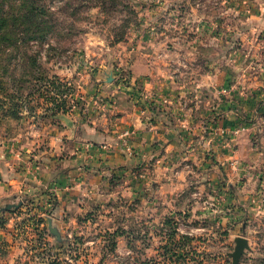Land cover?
Here are the masks:
<instances>
[{"label":"crops","instance_id":"1","mask_svg":"<svg viewBox=\"0 0 264 264\" xmlns=\"http://www.w3.org/2000/svg\"><path fill=\"white\" fill-rule=\"evenodd\" d=\"M230 10L185 17L148 8L130 37L60 78L75 88L52 90L29 131L0 128V218L35 205L55 224L121 200L142 204L153 220L150 209L163 217L192 183L211 194L216 182L236 187L230 176L243 155L219 146L229 141L221 131L240 120L218 95L244 93V79L262 87L264 6L234 8L237 22ZM126 129L132 152L120 143Z\"/></svg>","mask_w":264,"mask_h":264},{"label":"rangeland","instance_id":"2","mask_svg":"<svg viewBox=\"0 0 264 264\" xmlns=\"http://www.w3.org/2000/svg\"><path fill=\"white\" fill-rule=\"evenodd\" d=\"M20 1L0 0V9L12 17L19 13ZM37 3L48 7L43 8L45 21L36 29L39 34L49 29L47 36L27 41L18 38L15 46L5 38L0 42V128L9 136L29 131L35 119L47 113L54 96L52 90L75 88L74 79L64 82L60 78L67 71L83 67L86 59L105 54L110 46L130 37L131 29L147 17L148 8L185 12V17L190 12L218 17L231 7L230 22H237L234 8L264 6V0ZM259 36L264 43V30ZM258 53L264 64V46ZM244 80V93L218 95L224 104L233 107L240 120L239 125L221 131L229 141H221L219 146L232 157L243 155L244 163L238 162L237 174L230 176L236 187L221 188L222 182H216L215 189H219L211 194L205 185L192 183L175 200L180 201L175 208L163 217L150 209L153 220L147 219L142 204L127 206L118 200L103 208L93 206L82 214L56 220L54 225L62 241L51 232L47 220L38 222L34 218L38 213L35 210L26 208L19 213L13 209L4 217L0 232V264H232L231 253L238 236L248 239L239 264H264V79L257 89L251 79ZM237 85L235 82V90ZM214 151L213 159L218 155L216 148ZM116 230L119 234L114 248L111 241Z\"/></svg>","mask_w":264,"mask_h":264},{"label":"trees","instance_id":"3","mask_svg":"<svg viewBox=\"0 0 264 264\" xmlns=\"http://www.w3.org/2000/svg\"><path fill=\"white\" fill-rule=\"evenodd\" d=\"M18 4L20 7V11L17 15H13L12 17H10L8 11L6 12L5 9H0V42H2L3 39L5 38L7 42L10 41L11 46H15V44H17L16 40H18V38H21L22 41L24 40L27 41L31 38L32 39L33 38H43L44 39L47 36V34L50 32L49 29L45 28L40 34L38 33L36 29L40 25V23L45 21L44 14L46 13V11H44L43 8L45 10H48L46 3L38 4L37 0H21L20 2H18ZM10 27L15 28L14 32H12ZM8 30L11 31L10 34L9 32H7ZM20 33H23V35H20ZM18 49L19 47L17 48V50ZM120 78L124 79L125 77L122 76ZM51 198H52L51 202L53 204L51 203L52 207L49 208L48 211L53 212L57 199L54 198L53 196ZM28 209L33 211L35 209V205H32V206L30 205ZM4 210L5 209L2 208V212H5ZM9 211H12V209H10ZM4 217L5 216H1L0 218V226L4 224L5 222ZM34 218H36L37 220H40L38 222H42L44 220V217H42L38 213L35 214ZM166 221L167 223L169 222L168 219ZM114 233L115 234L112 235L111 243H112V246L115 248L116 247L115 237L119 233L117 230Z\"/></svg>","mask_w":264,"mask_h":264},{"label":"water","instance_id":"4","mask_svg":"<svg viewBox=\"0 0 264 264\" xmlns=\"http://www.w3.org/2000/svg\"><path fill=\"white\" fill-rule=\"evenodd\" d=\"M47 217L45 216V219ZM48 227L50 228L51 232L56 236L58 241L61 240V235L59 229L53 224L52 219H47ZM248 246V239L244 236H238L236 238V246L234 251L231 253L233 257L232 264H239L240 259L245 251V248Z\"/></svg>","mask_w":264,"mask_h":264},{"label":"built area","instance_id":"5","mask_svg":"<svg viewBox=\"0 0 264 264\" xmlns=\"http://www.w3.org/2000/svg\"><path fill=\"white\" fill-rule=\"evenodd\" d=\"M131 134H132V130H130V129H126L120 134L121 146L130 152H132V144H131V140H130Z\"/></svg>","mask_w":264,"mask_h":264}]
</instances>
